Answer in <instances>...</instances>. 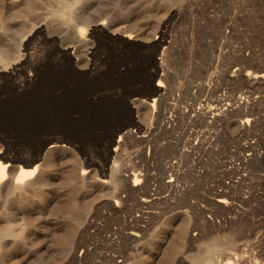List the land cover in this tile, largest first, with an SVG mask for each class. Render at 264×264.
<instances>
[{"label":"rangeland","instance_id":"rangeland-1","mask_svg":"<svg viewBox=\"0 0 264 264\" xmlns=\"http://www.w3.org/2000/svg\"><path fill=\"white\" fill-rule=\"evenodd\" d=\"M257 1L0 0V264L264 263Z\"/></svg>","mask_w":264,"mask_h":264},{"label":"bare ground","instance_id":"bare-ground-1","mask_svg":"<svg viewBox=\"0 0 264 264\" xmlns=\"http://www.w3.org/2000/svg\"><path fill=\"white\" fill-rule=\"evenodd\" d=\"M207 1V0H206ZM260 3H262V4H264V0H258ZM257 1V2H258ZM207 4H208V2H207ZM254 5V4H253ZM209 6V5H208ZM207 19V18H206ZM204 20V19H203ZM101 24H103V22L102 23H100V25ZM83 35V34H82ZM84 37V36H83ZM129 37V36H128ZM130 38V37H129ZM1 56L2 55H0V58H1ZM260 58V57H259ZM2 60V59H1ZM253 64V63H252ZM260 64V63H259ZM264 64V63H263ZM246 66H249V65H246ZM257 67V66H256ZM252 68V67H251ZM252 71H254L253 69H252ZM248 72V73H246V75H245V79H246V82L247 83H249V84H252V83H260L261 84V82L262 83H264V67H262V69L261 70H258V71H254V72ZM233 75L235 76V77H243V75H244V71L243 70H239V69H236L235 71H234V73H233ZM233 75H231V76H233ZM243 80V79H242ZM243 82V81H242ZM245 82V83H246ZM264 85V84H263ZM159 86V88H161V86L160 85H158ZM263 88V87H262ZM248 89V88H247ZM158 91H160V90H158ZM164 92V91H163ZM159 97V96H158ZM160 98V97H159ZM248 101V100H247ZM215 103H219V102H215ZM215 103H213V104H215ZM212 104V105H213ZM231 104V103H230ZM244 104V103H243ZM247 104V103H246ZM208 105V104H207ZM219 105V104H218ZM223 104H221V106H222ZM214 106H216V105H214ZM211 107L210 106V104H209V107H207V108H204V107H199V108H195V107H189V110H186V111H184L183 112V110H182V112L180 111H177L176 109H174V107H173V109H172V112H175V114H176V112L178 113H180L181 114V116H184L185 117V119L187 118V119H190V120H192V122L193 121H198L199 119H201L204 123H206V124H209V123H212L213 125H214V123H216V122H221V120H223V118H224V116H225V118H226V112L228 111V109L230 108V107H228V108H226V109H224L223 111H216L215 110V107ZM228 106V105H227ZM230 106V105H229ZM239 106V105H238ZM248 106V105H247ZM217 107H219V106H217ZM243 107V106H242ZM169 108V107H168ZM162 109V108H161ZM170 109V108H169ZM217 110H218V108H216ZM232 109V108H231ZM166 110H167V108H166ZM233 110V109H232ZM159 112H160V110H159ZM165 112V111H164ZM232 112V111H231ZM156 114H158V113H156ZM229 114V113H228ZM254 114V113H253ZM177 116V115H176ZM179 116V115H178ZM180 116V117H181ZM229 116V115H228ZM227 116V117H228ZM250 116H252V115H250ZM171 117H173V116H171ZM170 116L168 117V114L166 115V114H164L163 113V111H162V113L161 114H159L158 116H157V118L158 119H160L161 118V121H162V125H161V127H163V128H170V126L172 127V123H173V120H175V117H174V119L172 120V118H171ZM257 117V116H256ZM183 119V118H182ZM255 119V118H254ZM260 119V118H259ZM200 121V120H199ZM224 121V120H223ZM253 122V119L252 118H247V119H244L243 121H241V123H240V125L242 126V128H246V127H248V126H250V124ZM254 122H256V121H254ZM253 122V124H256V123H254ZM258 123V122H257ZM202 124V123H201ZM238 124V123H237ZM175 126V125H174ZM207 126V125H206ZM211 126V125H210ZM246 130H248V129H246ZM248 132V131H247ZM129 134V133H128ZM192 143V142H191ZM200 143H202L201 142V140H199V142H197L194 146H193V149H195V148H197V145L198 144H200ZM203 143H204V141H203ZM205 144V143H204ZM203 144V145H204ZM200 145H202V144H200ZM201 147V146H200ZM248 147V146H247ZM198 149V148H197ZM264 149V148H263ZM251 150V149H250ZM252 151V150H251ZM250 152V151H249ZM255 152V151H254ZM257 152V151H256ZM264 153V152H263ZM245 154V153H244ZM245 156V155H244ZM246 159H248L249 160V158H250V156H247L246 155ZM264 159V158H263ZM257 160V159H256ZM239 161H241L240 159H239ZM245 161V160H244ZM250 161V160H249ZM259 161V160H258ZM247 163V162H246ZM261 163H263V161L261 162ZM10 164V163H9ZM8 164V165H9ZM8 165L7 164H2V163H0V178L1 179H4L5 178V176H6V171H7V168H8ZM169 165H170V163H169ZM247 165H249V164H247ZM243 166H245L244 164H243ZM264 166V165H263ZM169 167V166H168ZM174 168L176 167V166H173ZM10 168V167H9ZM11 169V168H10ZM37 169V167L34 169V170H31L32 171V174H33V172H36L35 170ZM167 169V168H166ZM171 169V168H170ZM14 170V169H13ZM167 170H169V168L167 169ZM175 170V169H174ZM29 171V170H28ZM28 171H20V173L17 175V180L18 181H16V184L15 185H17V187H21V185H20V180H24V179H26L31 173H29ZM176 171H177V169H176ZM176 171H175V173H176ZM239 171V170H238ZM11 173H12V171H10ZM84 172V171H83ZM165 172V171H164ZM170 172H173V169L172 170H170ZM242 172V171H241ZM85 173V172H84ZM86 174V173H85ZM84 174V175H85ZM235 174V173H234ZM239 174V173H238ZM12 175V174H11ZM83 175V176H84ZM138 175V174H137ZM164 175V174H163ZM245 175V174H244ZM244 175H243V177H244ZM10 176V175H9ZM81 176H82V174H81ZM136 176V175H135ZM134 176V177H135ZM176 174H171L170 173V175L168 176V178H169V180H168V183L169 184H174L175 182H174V180H176L175 178H176ZM179 176V175H178ZM253 176V175H252ZM136 177H138V176H136ZM131 178V177H130ZM11 179V178H10ZM229 179V178H228ZM241 180H242V178H240ZM244 179V178H243ZM249 179V178H248ZM132 180H134V182L132 183V185L127 181L126 183H125V188H126V191L128 192V194H133V193H129V191H133L132 190V188L133 187H135V186H137V179L135 178V179H132ZM177 181V180H176ZM238 181V180H237ZM246 181V180H245ZM121 182V181H120ZM120 182H118V183H120ZM147 182V181H146ZM145 182V183H146ZM174 182V183H173ZM240 182V181H239ZM243 182V181H242ZM230 183H231V181H230ZM229 183V184H230ZM237 184L236 182H233V184ZM177 184V183H176ZM233 184H232V186H233ZM244 184V183H243ZM7 185H8V182H7ZM111 185V184H110ZM139 185V184H138ZM175 185V184H174ZM227 185V184H226ZM236 186V185H235ZM240 186H241V184H240ZM223 187V186H222ZM228 187H229V185H228ZM238 187V186H237ZM147 188V187H146ZM226 189H228L227 187H225ZM235 188V187H234ZM233 188V189H234ZM239 188V187H238ZM233 189H231V191L229 190V191H217L216 192V194L214 195L215 196V198H216V200H214V202H216V203H218L219 205H221L222 207H224V208H226L228 211L229 210H232L231 212H233V210H234V208L236 207V204H235V200H238V199H233L232 197H230L229 196V194H227V192H232V190ZM120 190H122V189H120ZM221 190V189H220ZM263 190V189H262ZM151 191V190H150ZM150 191H148L149 193H150ZM216 191V190H215ZM233 191H236V190H233ZM252 191V190H251ZM120 192H123V191H120ZM245 192V191H244ZM134 193H136V192H134ZM233 193V192H232ZM236 193H238V192H236ZM245 193H248V192H245ZM244 193V194H245ZM251 193H254V192H251ZM243 194V193H242ZM134 195V194H133ZM154 195V194H153ZM247 195V194H246ZM248 195H250L249 193H248ZM252 195V194H251ZM121 196V195H120ZM119 196V197H120ZM139 196V195H138ZM236 196V195H235ZM124 197V196H123ZM144 197V196H143ZM153 197V196H152ZM241 197H243V196H241ZM249 197V196H248ZM263 197V196H262ZM238 198H240V196L238 197ZM250 198V197H249ZM139 199H142L141 197L139 198ZM154 199V198H153ZM244 199H246V198H243L242 200L243 201H246V200H244ZM242 200H241V203H242ZM250 200H251V198H250ZM121 201V200H120ZM143 201V202H142ZM142 201H140V202H142L143 204L145 203V204H149V203H151L152 202V199H151V197L150 196H145L143 199H142ZM239 201V200H238ZM238 201H236L237 203H239ZM248 201V200H247ZM154 202V201H153ZM250 202V201H249ZM248 202V203H249ZM141 203V204H142ZM240 204V203H239ZM259 204V203H258ZM141 206V205H140ZM143 206V205H142ZM146 206V205H145ZM242 206V205H241ZM244 206V205H243ZM147 207V206H146ZM145 209V208H144ZM194 209V208H193ZM240 209V208H239ZM246 209V208H245ZM236 210H238V209H236ZM241 210V209H240ZM248 210V209H247ZM143 211V210H142ZM241 211H243V209L241 210ZM246 211V210H245ZM209 212V211H208ZM237 212V211H236ZM235 212V213H236ZM244 212V211H243ZM234 213V212H233ZM233 213H230V214H233ZM240 213V212H239ZM239 213H238V215H239ZM247 213V212H246ZM251 213V212H250ZM144 214V213H143ZM142 214V215H143ZM146 214V213H145ZM234 215V214H233ZM238 215H235V216H238ZM251 215V214H250ZM253 215V214H252ZM141 216V215H140ZM145 216V215H144ZM243 216V215H242ZM134 217H135V215H134ZM139 217V216H138ZM228 218V217H227ZM234 219L236 218V217H233ZM133 219V218H132ZM140 219V218H139ZM141 220V219H140ZM133 221V220H132ZM136 221V220H135ZM250 222H252L251 220H249ZM206 222V221H205ZM208 222V221H207ZM135 223V222H134ZM133 223V224H134ZM137 223V222H136ZM258 223V222H257ZM136 225V224H135ZM228 226V225H227ZM138 227V226H137ZM232 227V226H231ZM12 230V229H11ZM9 231V230H8ZM139 231V230H138ZM11 232V231H10ZM6 233V232H5ZM5 233H3V234H5ZM12 233V232H11ZM134 237H138V234H136V232H135V234H132ZM141 235V234H140ZM190 236H192L191 234H189ZM1 236V235H0ZM195 236V235H194ZM248 236V235H247ZM133 237V238H134ZM249 237V236H248ZM132 238V239H133ZM189 238V237H188ZM191 239H192V237H191ZM137 240V239H136ZM231 248V247H230ZM250 249V248H249ZM238 251V253H239V251H241L240 249L239 250H237ZM242 252V251H241ZM233 254H235V253H233ZM234 256V255H233ZM236 256V255H235ZM237 256H239V255H237ZM240 256H242V255H240ZM225 257H226V254H225ZM244 257H246V256H244ZM251 257V256H250ZM235 258V257H234ZM228 259V258H227ZM248 259L249 258H246V260H247V262H248ZM241 260V259H240ZM243 260V259H242ZM244 261V260H243ZM253 261H255V260H253ZM246 262V261H245ZM251 262V261H250ZM249 262V263H250ZM257 262H259V261H257ZM257 262H253V263H257ZM230 263H232V262H230ZM248 263V264H249ZM253 263H250V264H253ZM260 263H262V261L260 262ZM259 263V264H260ZM237 264H238V262H237ZM245 264H247V263H245ZM264 264V263H263Z\"/></svg>","mask_w":264,"mask_h":264}]
</instances>
